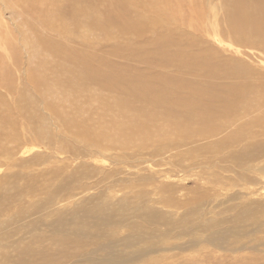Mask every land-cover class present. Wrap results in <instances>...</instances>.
<instances>
[{
  "label": "rangeland",
  "instance_id": "rangeland-1",
  "mask_svg": "<svg viewBox=\"0 0 264 264\" xmlns=\"http://www.w3.org/2000/svg\"><path fill=\"white\" fill-rule=\"evenodd\" d=\"M63 1L72 6L66 7L64 28L57 33L52 27L46 29L54 18L49 13L56 5L48 1L0 0V134H15L11 141L7 135V149H0V161L8 162L0 167V188L8 177H15L10 185L16 189L0 190V264H99L102 258H115V264H264V48L245 40L236 43L220 30L225 27L223 22L231 20L227 16L232 10L236 9L238 15L248 1L254 3L255 11L260 6L264 9V0ZM261 15L264 13L256 16L262 19ZM252 16L250 13L243 20H234V25ZM58 22L55 20V24ZM36 24V28L42 26L40 31L35 29ZM116 24L119 28L110 30ZM42 31L47 36L40 39L37 50L30 51L25 36L33 41ZM52 40L66 52L45 48ZM86 50L92 58L86 56ZM211 51L220 55V60L211 57L219 70L230 68L222 84L228 88L231 102L238 104L236 98L243 93L249 104L236 115L225 116L219 101L203 100L202 108L210 117L206 126L211 130L209 135H196L198 131L188 124L182 129L186 134L178 136L174 121L162 113L151 118L158 122L155 134L164 132L160 143L151 139L139 144L131 141L129 150L118 144L112 154L93 144L85 147V141L72 134L75 129L81 130L79 125L92 122L95 128L103 126L95 123L101 116L105 123L115 121L103 104L85 102L91 97L86 91L87 96L74 103H80L78 108L84 109L79 111L85 114L73 120L63 154L56 156L42 140H34L37 118L49 124L52 135H65L67 127L30 91L29 75L35 69L41 70L44 77L72 79L77 76L75 69L83 67L80 55L84 54L95 69L116 71L126 80L133 79L132 83L122 80V84L143 96L125 91L126 102L118 106L123 120L138 122L143 117L136 115L141 101L152 107L146 91L159 88L151 96L170 94V99L201 94L193 89L181 90L184 86L179 85L184 80L186 85L202 86V77H192L193 67L183 66L182 70L166 60L168 54L211 55ZM68 52L76 55L75 59L67 57ZM103 59L105 66L99 63ZM236 68H243V73L232 74ZM8 81L11 87L2 85ZM100 81L115 86L113 81L107 83L105 76ZM51 86L57 87L47 88L55 94L54 101L60 99L64 91L61 84ZM92 87L94 90L95 85ZM136 96L137 101L133 99ZM25 104L35 111L34 119H29ZM62 108L60 105L59 111ZM114 117L122 121L119 112H114ZM31 139L34 143L30 144ZM40 142L43 144L38 147ZM100 142L108 143L103 138ZM147 159L153 164L144 161ZM60 182L66 183L65 191L55 192ZM60 195L67 199L59 202ZM62 209L66 212L63 228L69 235L63 244L52 239L53 235L48 236L51 229L58 228L50 224L55 219L52 213ZM38 218L43 224L37 227L44 230L39 235L46 238L34 243L31 235L38 237L34 231L37 227L30 223ZM31 251L39 256L29 254ZM41 253L48 256L42 257Z\"/></svg>",
  "mask_w": 264,
  "mask_h": 264
},
{
  "label": "bare ground",
  "instance_id": "bare-ground-1",
  "mask_svg": "<svg viewBox=\"0 0 264 264\" xmlns=\"http://www.w3.org/2000/svg\"><path fill=\"white\" fill-rule=\"evenodd\" d=\"M23 1L30 2L32 0H23ZM34 1H41L42 3H44L45 1H48L49 3H52L53 5L57 6V7H53L52 12L49 13V16L54 17V18H53V20H52V18L50 19V25L47 24L46 29L52 27L57 33H59L64 28V25H65V19L62 18L64 16L63 13H66V11H67L66 7L72 6V4L65 2L63 0H34ZM70 1L73 2V0H70ZM88 1H89V3L98 4V3H101L102 0H88ZM108 1H110V0H104L102 2H108ZM233 3H235V2H233ZM253 8H255L254 3H252L251 1H248L246 3V7L242 11L240 9V12L238 15H237L236 9L232 10L227 16L228 17L227 19H231V20L230 21L226 20L227 22H223L222 24H224L225 27L223 29L220 28V30H222L221 33H223L226 37H228L229 39H232L236 43H238V41L240 43V42H243L245 40L246 42L247 41L250 42V45L252 43V45H255L257 47L259 46V48H264V16L261 15V16H263V17H261L262 19H260L259 16H256L262 12L264 13V9H261V6H260V9L255 11ZM70 9L72 10V8H70ZM250 13H252V15H253L251 17V19L249 18L250 20H246L244 22H238V24L234 25V20L235 21L243 20V19L247 18L248 15H250ZM55 20L59 21L58 24H55ZM39 23H41V22H39ZM39 26H41V25L39 24ZM119 26H120V24H116V26L112 27V29L110 28V30L118 29ZM36 27H37V24L35 26V29L40 31L42 26L39 28H36ZM46 36H47L46 34H43V31H42V34H40V37L34 38L33 41H31L28 37L25 36V39L27 41L28 48L30 49V51H32V49L37 50L39 45H41V42H39L40 39H42ZM107 37H110V36H107ZM111 38H113V37H111ZM111 38H109V39H111ZM157 39H158L157 36H155V41ZM257 39H258V41L255 44V40H257ZM132 45H134V44H132ZM244 45H246V44L244 43ZM45 48H47L48 50L50 49V51H52V52L64 49V48H60L59 43H57V41H54V40H52L51 44L45 46ZM254 48H256V47H254ZM64 52H66L65 49H64ZM64 52H62V53H64ZM202 55H205V56H202ZM66 56L69 58H74V56H76V55H74L72 52H68V55H66ZM80 56H81L80 60H81L83 67H80V70L75 69V71L77 72V76L75 78H72V79L63 78L61 81L60 79H58L54 75H52L51 77H44L41 74V70L38 71V69H35L33 71V73L31 72L29 75V79H30L29 82L31 85L29 88L30 91L35 96H37L39 99L42 100V103H40V104H47L49 106V109L52 111V113L56 117H58L59 121L63 125L67 126L65 128V135H52L49 128H48L49 124L43 118H37V123L33 124L34 128L37 129L35 134L32 132L33 135H36L34 140L35 141H41L42 140V142L48 146L47 148L50 149L51 152H54V154L56 156L63 154L65 151L66 140L70 138L69 128L72 126V122L75 119V117L79 116L80 114H85L82 111L81 112L79 111L81 109H84L81 107L78 108V106L81 104L79 103L78 106H76L74 103H76L77 100H79L84 95L87 96L86 91H89L91 93L90 94L91 97L85 102H88L89 100H93L94 105L96 104V102L98 105L103 104V107L104 106L106 107L105 110L109 109L111 111L112 118H114L115 121L105 123V122H103V117L101 116V117H99L98 121H96L95 123H98L99 125L103 123V126H98L95 128L94 123L86 122L84 124L79 125V127L81 128L80 131L75 129V131L72 134L76 137V139H83L85 141L84 145L85 144H88V145L93 144L96 147L101 148L102 150H108L110 152L115 151L118 144H120L122 147L127 146L128 147L127 150H129V146H130L131 141L134 143L136 142V144H139L143 140L151 139V140H153V142H156V143L159 142L160 143L162 141L161 140L162 136H165V135H163L164 132H160L158 134H155L157 129H158V128H156L158 122H156L154 119H151V118L156 114L161 115L163 113V115H167L168 117H170L175 123V128H173V129L178 131V134H177L178 136L182 135V134H186L182 131V129L187 128L188 124H191V126H189V127H192V128H194V130L198 131V133H195L196 135L198 134V135L207 136L211 133V130L206 128L208 120L210 117H207L204 109L202 108L203 100L205 103H207L210 99L213 100L214 102L219 101L220 102V110L225 116H230L233 114L236 115L237 110H238V112H240L239 109H241V107L249 104L248 99L246 97H243V93H241V96H238L236 98V99H238V104H233L231 102L232 100H231V97L228 93V88L222 84V79L225 76H227V74H228L227 71L230 68H228L227 71L219 70L216 66V60L211 58V57H216L217 60H220V57H219L220 55L218 56V55L214 54L212 51H211V55L209 54V52H207V53H202L201 55L199 54V55H193V56L183 55L181 52H173V53L168 54L166 56V60H171V62L175 66H178L182 70H183V66H187L188 68L193 67L194 69H193V72L191 73L192 77H195V78L202 77V81H203L202 86H199L198 84L195 86H192L190 84L186 85L185 84L186 80H184L183 82H180V85H179V86H184L183 88H181V90L193 89L194 91L200 92L201 94L200 95L199 94L194 95L192 93V94H188V95L183 96L182 99H178V98L177 99H170L169 98L170 94H168L162 98L159 96L152 97L151 94H155L157 91H160L159 88L154 89L152 92L146 91V92H148V95H145V96H148V97L150 96L152 98L151 102H152V107H153L154 112H152V107L149 108L150 103L142 100L141 103L137 106L139 110H138V112H136V115L137 116H143V117H140L138 122H133V120H130V119H129V121H125V120H123L122 112H121L120 106H118V104H120L121 102H126V96L124 94L125 91H127L129 93H132L133 91L131 90V88L122 84V80L129 81L131 83L134 80L131 78L126 80L127 77L120 75V73H117L116 71L103 72V71H101V69H102L101 67H99L101 69L97 70V68L95 69V67H93L89 63V60L87 61V58H84V54H82ZM86 56H89L90 58H92L93 54H91L89 50H86ZM180 57H183V59H179ZM99 63L103 66L107 65L105 63V59H103ZM243 71H244L243 68H236L235 71L232 72V74H234V75L239 74L240 75L243 73ZM187 72L190 74L189 70H187ZM177 73H179V72H177ZM103 76L107 77V83H110L113 81V84L115 86L112 87V86H109L107 84H102L100 79ZM55 77L57 78V80H55ZM183 77H184V75H183ZM164 81H165V79L161 83H165ZM8 82L10 83V81H8ZM9 83H3L2 85L5 84L8 87H11V83L10 84ZM55 83L61 84V87L63 88L64 91L61 93L60 99L54 101L55 94L47 88H51V89L55 90L57 87L51 86V84H55ZM86 83H90L88 87L77 90L80 85L86 84ZM92 84L95 85V89H94L95 91L93 90ZM174 84H178V83H173V85ZM221 85H223V86H221ZM142 86L147 87V85H142ZM220 86H221V88H220ZM147 89H148V87H147ZM207 89H211V92H207ZM76 90H77V92L75 93ZM137 90H139V89H137ZM173 92H175V91H172V93ZM133 93L135 96V95L140 94L141 92L136 91ZM127 95H128V93H127ZM141 96H143V93ZM176 97H177V94H176ZM135 98H137V96L133 97V99L135 101H137V99H135ZM179 98H180V96H179ZM96 99H97V101H95ZM22 101L24 103L26 102L25 92L23 93ZM194 101H197L199 104L196 105ZM166 103L168 104L167 106L165 105ZM17 104H18V102H17ZM60 105H63V108L59 111ZM211 105H212V102H211ZM216 105H218V103ZM24 107L27 110V113H29V119H34L35 111L33 109L27 108L26 104H25V106H23V108ZM135 107H136V104H135ZM214 107H215V105H214ZM246 110H247V108L245 109V111ZM19 112L21 114L20 107H19ZM114 112H119L120 117L122 119V121L120 123L117 120V118L114 117ZM50 114H51V112H50ZM104 114H106V113L104 112ZM218 114H220V113H218ZM100 115H102V114H100ZM85 117H87V116L85 115ZM148 120H150V121L148 122ZM211 122L215 123V125H216V120L211 119ZM122 124H125L124 128H123ZM185 132H187V131H185ZM152 134L154 135V139L151 138ZM7 135H9V141L15 140L14 139L15 134H13V133L12 134H9V133L8 134H0V149H7V146L4 145V141L7 139ZM192 136H194V135H192ZM100 138L105 139L108 142L107 145H104L103 143H101ZM155 138H157V139H155ZM34 140L31 139L30 144L34 143ZM42 142H40L38 144V147H40L43 144ZM23 144H27V143L22 142V145ZM162 144H163V142H162ZM102 145H104V146H102ZM53 146H55V148L52 151ZM159 146L157 145V147H159ZM172 146L173 145H171V147ZM85 147H86V145H85ZM153 147H156V144H154ZM92 150H93V148H92ZM157 151L160 152L159 150H157ZM112 152H111V154H112ZM67 153L68 152H66V155H68ZM0 154H2V153L0 152ZM103 156H104V154H103ZM105 156H104V158H105ZM160 156H161V154H160ZM50 157L52 158L53 156L50 155ZM169 157H173V155L169 154ZM193 159H194V157H193ZM20 160L24 161V159H22V158ZM107 160H109V158H107ZM144 161H146L148 164H153L152 162H149L148 159L144 160ZM162 161L165 162L163 157H162ZM106 162H108V161H106ZM122 162L123 161H119L118 163L122 164ZM131 162L133 163L132 160H131ZM131 162H130V164H131ZM126 163L123 162L124 165ZM17 164H18L17 161H15L14 165H17ZM137 164L141 165V162H139ZM5 165L7 166L8 162L0 161V167L5 166ZM128 165H129V163H128ZM132 165L135 166V163H133ZM129 167H131V165H129ZM119 170L122 171L123 169H119ZM13 180H15V177H10V178L8 177V182L5 181V183L1 186L2 188H0L1 192L5 191V190H9L11 192H14L16 189L10 185V183ZM60 183L61 184L63 183V185L61 186L62 189L60 187L61 184L59 186L56 185L57 187H55V189H54L55 192H58L60 190H62L63 192L65 191L64 188L66 186V183L65 182H60ZM70 195H69V197H70ZM66 199L67 198L65 196H61V198L59 199V202H63ZM63 210L64 209H62L58 212L52 213V214H55L54 216H52V218L55 217V219H54L53 223H50L52 225H57L56 227H58L60 230L59 233H57L58 228H57V230L51 229L49 224L48 225H49V228L51 229V233L49 231L46 232V233H50V235H48V236L52 237L51 235H53V237H56V239L53 237H52V239H54L56 242L62 243V244L67 242V240L69 238L68 230L66 228H63V225L66 222V212ZM101 212H104V211H101ZM105 213H107V212H105ZM107 218H109V217H107ZM111 219H112V217H111ZM126 220L127 219L125 218L124 221H126ZM90 221H91V219H90ZM98 221H96V222L98 223ZM101 221H99V223ZM37 222H40V223H37ZM91 222H93V221H91ZM94 223H95V221H94ZM30 224L34 227H37L39 225H42L43 223L38 218L35 222L31 221ZM108 225H110V224H108ZM111 225H112V223H111ZM97 226H98V224H97ZM115 227H116L115 229L118 228L117 226H115ZM50 229H48V230H50ZM34 231L36 233H38L37 234L38 237L31 235V238L35 239L33 241L34 243L45 240V238H46L45 235H39V234H43L42 231H44V230L42 228L37 227L36 229H34ZM35 232H34V234H35ZM101 233H102V231H101ZM77 235L81 239H83L82 236L79 234V231H78ZM124 244H125V246H128L127 242H125ZM26 252H24V253H26ZM31 252L29 254H35V255L39 256V254L37 252H33V251H31ZM112 252L110 250V253H112ZM41 254L43 255L42 257L48 256L47 253H41ZM27 256H29V255H27ZM117 256H119V255H117ZM29 257H31V256H29ZM107 258H108V256H107ZM114 261H116L115 258L110 259V260H108L106 258H102V259H99V264H115Z\"/></svg>",
  "mask_w": 264,
  "mask_h": 264
}]
</instances>
